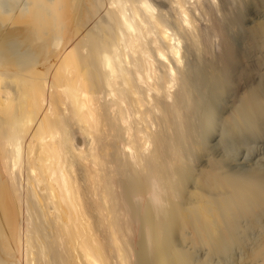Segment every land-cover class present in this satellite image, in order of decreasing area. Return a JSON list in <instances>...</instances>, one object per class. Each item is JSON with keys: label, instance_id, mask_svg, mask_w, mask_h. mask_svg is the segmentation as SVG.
<instances>
[{"label": "bare ground", "instance_id": "bare-ground-1", "mask_svg": "<svg viewBox=\"0 0 264 264\" xmlns=\"http://www.w3.org/2000/svg\"><path fill=\"white\" fill-rule=\"evenodd\" d=\"M231 1L0 0V264H264V22L236 46Z\"/></svg>", "mask_w": 264, "mask_h": 264}, {"label": "rangeland", "instance_id": "rangeland-1", "mask_svg": "<svg viewBox=\"0 0 264 264\" xmlns=\"http://www.w3.org/2000/svg\"><path fill=\"white\" fill-rule=\"evenodd\" d=\"M231 1V0H230ZM244 0H239V2H238V0H232L231 1V5H229V7L227 6V7H225V9H224V12H223V14L225 15H223L222 14V17L224 18L225 17V22H231V24H230V26H229V32L228 33H230V35L228 34V36H229V39H231L230 41L231 42H233V43H237L236 44V46L237 45H239L240 46V43H242L241 41L242 40H240V39H242V37H243V34L246 32V34L248 33L247 31H251V29H253L254 27L255 28H261V27H259V26H262V25H264V18H262V17H264V9H258L259 8V6L257 5V3H256V1L257 0H255V1H253V0H249L248 2H247V0H245L244 2H243ZM236 2V3H235ZM247 2V3H246ZM232 3H233V5H232ZM245 4V6H248L249 8L250 7H252V6H254L255 8H256V10H255V8L254 7H252V8H254V10L252 9V8H250V9H252V10H250L248 7H247V9H249V10H247V9H245V7H244V4ZM234 4H235V6H234ZM239 4V5H238ZM247 4V5H246ZM243 5V6H242ZM256 5H257V7H256ZM231 6V7H230ZM237 6V7H236ZM238 8H239V10H240V8H243V9H245L244 10V12H243V10H242V12H241V10H240V13L238 12ZM261 10V11H260ZM263 10V11H262ZM234 11H236V12H234ZM247 11V12H246ZM255 11V12H254ZM257 12V13H256ZM19 13V10H17V12H14L13 14H12V16L14 17L15 15H17ZM241 13H243V14H241ZM261 13H262V15H261ZM238 14V15H237ZM240 14V15H239ZM245 14V15H244ZM229 15L231 16V17H234V18H237L238 16H241L242 15V17H241V19L240 20H236L235 19V21H234V19L233 18H231V17H229ZM237 16V17H236ZM244 16H246V17H244ZM229 17V18H228ZM231 18V19H230ZM249 18V19H248ZM230 19V20H229ZM237 19H239V18H237ZM261 21H263V22H261ZM261 22V23H260ZM200 23H202V21L200 22ZM237 23H238V25H237ZM256 23H257V25H256ZM263 23V24H262ZM235 24V25H234ZM259 24H262V25H259ZM253 25H254V27H253ZM248 26V27H247ZM252 27V28H251ZM233 28V29H232ZM250 28V29H249ZM254 28V29H255ZM230 29H232V30H230ZM249 29V30H248ZM253 29V30H254ZM244 32V33H243ZM231 37H233V38H231ZM215 41H217V40H215ZM215 43V42H214ZM217 48V47H216ZM212 49L214 50L215 49V46L214 47H212ZM211 50L212 51V53L216 50ZM255 51H257V55L254 53ZM255 51H249V53H248V63H252V65L251 64H249V65H251V66H257V67H260V69H258V70H260V71H263V67H262V65L260 66V59L261 60H263L264 59V56L262 55V54H264V49H261V51L260 50H255ZM253 52V53H252ZM259 52V53H258ZM251 53V54H250ZM262 53V54H261ZM250 54V55H249ZM258 54H261L260 55V57L262 56V58H259V57H257L258 56ZM252 55H254L253 57H252ZM256 56V59L254 58ZM256 60V61H255ZM259 60V61H258ZM264 61V60H263ZM256 62V63H255ZM258 62H259V66H258ZM251 66H249L250 68H253V67H251ZM255 70H257V68L255 69ZM254 73V72H253ZM252 75H255L256 76V74H252ZM228 78H230L229 76H228ZM252 79V78H251ZM255 79H256V77H253V81H255ZM231 79H229V81H230ZM235 80V79H234ZM239 80H236V82H238ZM227 83H229V86H228V84H227V88H229L230 86H231V90L229 89V90H225L226 88H221V90L219 89V90H216L217 92H216V96H212L213 97V99H212V101H215L214 103H213V105L214 106H216L215 107V109H216V113H218V116H220L221 115V117H224L225 116V114L223 113V111L221 110V109H223L224 111H226L225 110V107H227V105H228V107L229 106H231L230 104L231 103H233L234 101H235V99H237V98H241V97H243L247 92H245V91H247V90H245V91H243V90H240V85H239V83H238V88H237V85H236V83H235V81H234V83H232V80L230 81V82H228L227 81ZM232 83V84H231ZM236 85V86H235ZM224 89V90H223ZM238 90V91H237ZM221 91H222V93H223V91H225L224 93H226V94H224L223 96H222V93H221ZM219 92V93H218ZM229 93V94H228ZM243 93V94H242ZM218 95H219V97H218ZM235 95V97H233V96ZM242 95V96H241ZM236 96H239V97H236ZM216 97V98H215ZM232 98H234V100H232ZM238 100V99H237ZM227 109V108H226ZM222 112H221V111ZM220 114V115H219ZM222 115H224V116H222ZM262 138H263V136H262ZM262 140H264V138L263 139H261V140H259V142H258V144H256V142H254V143H252V144H250V145H247V146H250V148L249 147H247L246 146V150H244V151H242L243 149H245V146H243V148L241 149V150H239L241 153H243L242 154V156H241V154H240V158H238L237 157V162L239 163V162H243L242 160L245 158V160L248 162L249 160V163H251V164H253V163H255V164H253V166L254 167H256V165L257 166H259V167H263L264 166V144H263V142L264 141H262ZM263 144V145H262ZM262 146V147H261ZM248 148H249V150H248ZM258 148V149H257ZM261 148V149H260ZM251 149H253V153H252V150ZM249 152H248V151ZM244 152H245V155H244ZM256 152V153H255ZM250 153V154H249ZM249 154V155H248ZM248 155V156H247ZM253 155V156H252ZM262 155H263V157H262ZM247 156V157H246ZM258 156V157H257ZM243 157V158H242ZM250 157V158H249ZM262 157V158H261ZM242 158V159H241ZM239 160V161H238ZM262 160V161H261ZM262 163H260V162ZM245 162V161H244ZM260 164H259V163ZM250 164V165H251ZM262 165V166H261ZM263 169H264V167H263Z\"/></svg>", "mask_w": 264, "mask_h": 264}]
</instances>
